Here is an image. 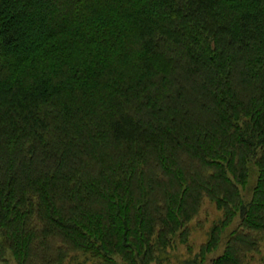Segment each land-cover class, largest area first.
<instances>
[{
	"label": "trees",
	"instance_id": "16d2710c",
	"mask_svg": "<svg viewBox=\"0 0 264 264\" xmlns=\"http://www.w3.org/2000/svg\"><path fill=\"white\" fill-rule=\"evenodd\" d=\"M249 188L248 193L246 188ZM196 260L264 233V0H0V264Z\"/></svg>",
	"mask_w": 264,
	"mask_h": 264
},
{
	"label": "rangeland",
	"instance_id": "374dc122",
	"mask_svg": "<svg viewBox=\"0 0 264 264\" xmlns=\"http://www.w3.org/2000/svg\"><path fill=\"white\" fill-rule=\"evenodd\" d=\"M247 192L249 188L245 189ZM223 218V212L218 210L216 206L209 200H203L197 214L189 222L187 228V239L185 243H176L173 248L167 249L160 259L152 264H210V261L221 255L225 249L226 240L234 229H236L238 220L235 218L233 222L222 232L220 243L217 248L209 254L205 255V260L194 261L200 248L206 244L212 227L218 224ZM63 264H94L92 260L84 255L70 256ZM242 264H264V233L260 235L256 248L247 253Z\"/></svg>",
	"mask_w": 264,
	"mask_h": 264
}]
</instances>
